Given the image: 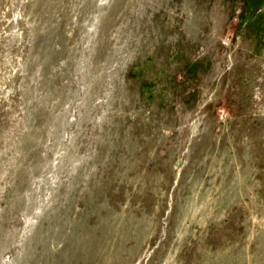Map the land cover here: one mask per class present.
I'll use <instances>...</instances> for the list:
<instances>
[{
  "label": "rangeland",
  "instance_id": "374dc122",
  "mask_svg": "<svg viewBox=\"0 0 264 264\" xmlns=\"http://www.w3.org/2000/svg\"><path fill=\"white\" fill-rule=\"evenodd\" d=\"M0 264H264V0H0Z\"/></svg>",
  "mask_w": 264,
  "mask_h": 264
}]
</instances>
